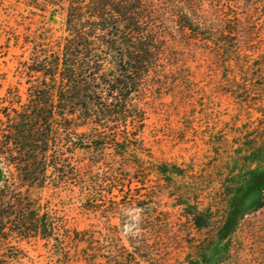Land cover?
<instances>
[{"label": "trees", "instance_id": "1", "mask_svg": "<svg viewBox=\"0 0 264 264\" xmlns=\"http://www.w3.org/2000/svg\"><path fill=\"white\" fill-rule=\"evenodd\" d=\"M23 2L38 20L23 41L19 81L0 96V264H33L24 246L38 245L47 264H157L149 237L170 228L163 199L198 233L180 238L184 257L175 263L200 264L204 233L220 227L213 215L228 196L220 188L235 181L232 159L218 152L224 139L209 146V168L196 156L157 159L145 139L161 130L188 145L197 120L198 133L213 130L209 105L222 116L214 99L248 110L264 102V62L252 68V43L264 31L252 30V19L264 0ZM252 186L262 194L264 178ZM62 194L72 211L97 216L100 231L79 230ZM130 208L140 224L127 249L120 228Z\"/></svg>", "mask_w": 264, "mask_h": 264}, {"label": "rangeland", "instance_id": "2", "mask_svg": "<svg viewBox=\"0 0 264 264\" xmlns=\"http://www.w3.org/2000/svg\"><path fill=\"white\" fill-rule=\"evenodd\" d=\"M263 11L264 9L259 6L258 15L254 20L252 19V30L256 32L264 30ZM36 20L38 18L30 13L23 0H0V87L2 86L0 96L4 95L9 86H14L19 81L16 77V69L19 63L29 57V53L22 49L23 41L27 38L29 30L34 31V27L29 24ZM60 23H62L61 20L54 19L53 28L58 30ZM56 36H61V33ZM261 37L258 44L252 43V68L257 62H264V31ZM257 84L256 78L252 75V86ZM204 90L207 89L204 88ZM260 95L252 91L253 100H258ZM214 100L219 103L217 108L222 116L217 117L216 108L212 105L208 106L210 111H213L212 119L215 124V126L211 125L213 133L209 131H205V134L198 133L199 122L197 120L193 124V129L197 132L192 133L191 138H188V145L183 146L178 142L163 138L161 130L156 134L155 141L148 136L145 144L147 148L150 144L154 146L152 151L157 159L181 164L182 162L188 163L192 157L196 156L195 158L206 162L209 168L211 166L209 157L212 158L214 155V151L210 150L209 146L217 142L218 137L224 139L225 143L219 144L224 146H219L218 152L221 158L232 159L230 166L234 169L232 172L235 173V181L227 187L220 188L228 193L229 197L226 195L224 201L220 203L222 205H219L221 209L213 215L218 216L217 223H220V227L211 228L204 233L206 238L200 264H264V192L257 195L252 186L258 177L264 178V119L255 111L257 108L264 109V102H254V104L252 102V109L248 110L231 100ZM163 124L164 122H159L157 128L160 129ZM169 127L177 130L180 126L172 119ZM215 133H218V136ZM248 170L252 172V176L247 174ZM251 186L252 197L247 194ZM207 187L212 189L214 185L210 183ZM145 190L142 189L140 193L145 194ZM61 197L64 199V204L67 203L69 197L71 198L65 194ZM76 197L77 200L81 198L78 191H76ZM68 203L67 215L72 223L77 224L79 230L91 227L96 232L100 231L102 221L99 222L97 216H82L80 212L72 211L74 206ZM172 203V200L163 199L164 208L160 211L163 214L167 213V217L164 216L162 220L167 218L171 222L170 228L166 231L168 233L149 237L151 256L157 264H176V261L182 260L184 256L180 250L182 246L180 238H187V236L192 238L198 234L192 230L183 217L177 215L176 210L169 208ZM233 212H236L238 217L232 223L230 214ZM119 220L116 217L112 224L119 225L121 222ZM121 220L124 222L123 227L120 228L121 244L127 248L126 240L133 232H138L140 217L135 210L130 208L124 212ZM35 247L37 248L24 246L30 261L33 260V264H47L46 256L40 246ZM39 255L41 257L37 258ZM21 264L30 263L25 260Z\"/></svg>", "mask_w": 264, "mask_h": 264}]
</instances>
